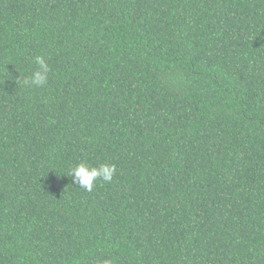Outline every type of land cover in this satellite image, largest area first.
I'll return each instance as SVG.
<instances>
[{"label": "trees", "instance_id": "16d2710c", "mask_svg": "<svg viewBox=\"0 0 264 264\" xmlns=\"http://www.w3.org/2000/svg\"><path fill=\"white\" fill-rule=\"evenodd\" d=\"M0 264H264V0H0Z\"/></svg>", "mask_w": 264, "mask_h": 264}, {"label": "clouds", "instance_id": "9594fccd", "mask_svg": "<svg viewBox=\"0 0 264 264\" xmlns=\"http://www.w3.org/2000/svg\"><path fill=\"white\" fill-rule=\"evenodd\" d=\"M33 62L36 68L23 79V85L35 88L45 87L52 71L51 66L42 55L34 56ZM116 172L117 167L113 163H103L96 167L89 166L88 163L82 161L72 167L67 176L71 178L72 185H78L79 188L92 192L97 181L111 183Z\"/></svg>", "mask_w": 264, "mask_h": 264}]
</instances>
